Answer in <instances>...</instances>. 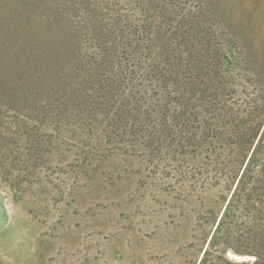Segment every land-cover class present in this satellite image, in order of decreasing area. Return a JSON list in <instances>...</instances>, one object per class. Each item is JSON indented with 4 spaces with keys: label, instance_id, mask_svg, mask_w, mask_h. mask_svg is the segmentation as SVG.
<instances>
[{
    "label": "rangeland",
    "instance_id": "rangeland-1",
    "mask_svg": "<svg viewBox=\"0 0 264 264\" xmlns=\"http://www.w3.org/2000/svg\"><path fill=\"white\" fill-rule=\"evenodd\" d=\"M247 44L264 0H0V264H199ZM239 234L205 259L252 264Z\"/></svg>",
    "mask_w": 264,
    "mask_h": 264
},
{
    "label": "trees",
    "instance_id": "trees-1",
    "mask_svg": "<svg viewBox=\"0 0 264 264\" xmlns=\"http://www.w3.org/2000/svg\"><path fill=\"white\" fill-rule=\"evenodd\" d=\"M251 45L247 44L245 48L247 53H251L247 59L241 60L236 57L231 63L232 93L235 96L241 86L240 83H245L246 87L242 88L241 93H245L246 100H248L241 107V104L237 105L239 98L234 99L233 105L236 109H232L233 113L229 114L231 116L227 119L228 122L218 132L222 136H227L226 140H231L235 150L233 168L227 174V178L231 184L233 183V190L224 205L199 264H204L206 261L214 264L212 259L205 258L210 253L219 255L224 253L229 247V241L233 239L232 234H237V231L240 233L239 238L250 242V250L242 251L231 248L232 251L254 255L255 259L252 264H264V126L262 128L264 123V58L253 55ZM240 71L247 72V76L241 75ZM219 80L223 86L225 76L220 77ZM216 96L219 101H226L223 99L225 94L222 91L216 92ZM145 99L147 100L146 97ZM218 107L220 111L224 109L222 105ZM219 116L220 114L217 117Z\"/></svg>",
    "mask_w": 264,
    "mask_h": 264
},
{
    "label": "water",
    "instance_id": "water-1",
    "mask_svg": "<svg viewBox=\"0 0 264 264\" xmlns=\"http://www.w3.org/2000/svg\"><path fill=\"white\" fill-rule=\"evenodd\" d=\"M149 87H150V86H148V85H146V84H145V86H142L143 90H144V91H147V95H148V96L152 95L153 99H155V98L157 97V96H156V95H157V94H156V89H154V90H152V91L149 92V90H150ZM143 90H142V91H143ZM143 93H144V92H143ZM232 190H233V189H232ZM204 250H205V249H204ZM204 250H203V252H204Z\"/></svg>",
    "mask_w": 264,
    "mask_h": 264
},
{
    "label": "flooded vegetation",
    "instance_id": "flooded-vegetation-1",
    "mask_svg": "<svg viewBox=\"0 0 264 264\" xmlns=\"http://www.w3.org/2000/svg\"><path fill=\"white\" fill-rule=\"evenodd\" d=\"M144 98V97H143ZM144 100H145V102H147V100L144 98ZM148 107H150V106H148Z\"/></svg>",
    "mask_w": 264,
    "mask_h": 264
},
{
    "label": "bare ground",
    "instance_id": "bare-ground-1",
    "mask_svg": "<svg viewBox=\"0 0 264 264\" xmlns=\"http://www.w3.org/2000/svg\"><path fill=\"white\" fill-rule=\"evenodd\" d=\"M231 258H233V257H231ZM245 257H243V259H244Z\"/></svg>",
    "mask_w": 264,
    "mask_h": 264
}]
</instances>
